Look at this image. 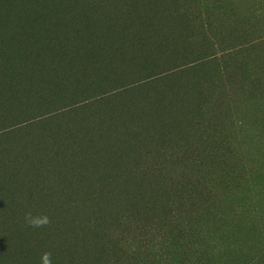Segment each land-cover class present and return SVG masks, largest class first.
<instances>
[{
	"label": "trees",
	"instance_id": "16d2710c",
	"mask_svg": "<svg viewBox=\"0 0 264 264\" xmlns=\"http://www.w3.org/2000/svg\"><path fill=\"white\" fill-rule=\"evenodd\" d=\"M28 6L0 20V212L15 215L0 217V264H164L211 90L238 69V47L217 40L229 10L194 30L180 0H116L96 31L98 15L66 28L71 10Z\"/></svg>",
	"mask_w": 264,
	"mask_h": 264
},
{
	"label": "rangeland",
	"instance_id": "374dc122",
	"mask_svg": "<svg viewBox=\"0 0 264 264\" xmlns=\"http://www.w3.org/2000/svg\"><path fill=\"white\" fill-rule=\"evenodd\" d=\"M29 1L0 0V20L12 7L19 9L16 16L21 10L31 13ZM180 1L190 9L194 30L200 12L207 10L203 23L211 24L215 4L225 5L230 13L221 21L217 40L238 47L232 60L238 69L231 82L211 90L216 98L205 113L213 123L212 134L201 142L199 164L188 168L195 194L180 209L182 217L176 215L178 225L169 234L177 246L167 247V260H160L164 264H264V0ZM37 3L36 13L43 17L51 12V17L63 19L71 10L72 21L66 28L79 24L86 29L93 23L90 18L98 15L92 24L96 31L106 25L100 15L116 9V0H72L54 14L50 0ZM22 26L20 21L16 31ZM193 39L196 48L200 41L196 31ZM23 121L20 116L7 124ZM176 169L181 171L183 166ZM8 216L15 215L0 212V217Z\"/></svg>",
	"mask_w": 264,
	"mask_h": 264
}]
</instances>
